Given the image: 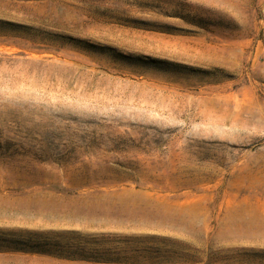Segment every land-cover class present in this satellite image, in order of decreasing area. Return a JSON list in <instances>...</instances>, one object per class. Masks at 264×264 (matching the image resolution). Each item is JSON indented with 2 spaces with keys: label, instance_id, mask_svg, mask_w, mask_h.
Here are the masks:
<instances>
[{
  "label": "rangeland",
  "instance_id": "rangeland-1",
  "mask_svg": "<svg viewBox=\"0 0 264 264\" xmlns=\"http://www.w3.org/2000/svg\"><path fill=\"white\" fill-rule=\"evenodd\" d=\"M0 264H264V0H0Z\"/></svg>",
  "mask_w": 264,
  "mask_h": 264
}]
</instances>
